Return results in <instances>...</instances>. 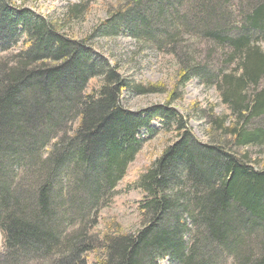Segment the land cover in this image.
<instances>
[{"label":"trees","instance_id":"trees-1","mask_svg":"<svg viewBox=\"0 0 264 264\" xmlns=\"http://www.w3.org/2000/svg\"><path fill=\"white\" fill-rule=\"evenodd\" d=\"M16 3L0 0V264H87L92 255L96 264H218L224 256L264 264V155L250 152L264 151V0H129L103 26L170 46L183 87L192 78L215 84L231 114L211 108L206 143L170 107L178 86L168 106L125 110L124 91L165 86L131 85L86 41L65 36L61 22ZM184 33L221 53L216 71L189 55ZM158 121L176 125L178 137L134 182L142 227L109 219L97 229L106 196L141 150V131Z\"/></svg>","mask_w":264,"mask_h":264},{"label":"rangeland","instance_id":"rangeland-1","mask_svg":"<svg viewBox=\"0 0 264 264\" xmlns=\"http://www.w3.org/2000/svg\"><path fill=\"white\" fill-rule=\"evenodd\" d=\"M18 6L31 10L49 22H61L62 32L69 39L77 42L86 41L95 55L118 68V74L131 85H162L167 93L142 95L137 91H124L121 105L125 110L142 113L150 108L168 106L169 93L177 87L176 100L171 108L187 121L189 131L201 142H208V116L211 108L217 115H230L229 108L222 102L215 84H209L198 78H192L186 86L179 84V66L176 58L170 53L171 47H161L152 42L138 40L127 33L107 35L103 26L107 24L109 15L124 6L129 0H15ZM80 8L79 14L71 21H64L70 9ZM184 48L191 57L200 63H209L210 69L216 71L222 63L221 53L210 54V44L195 35L185 34ZM1 53V49H0ZM219 63V64H218ZM233 67V66H232ZM231 67V68H232ZM101 80L90 85V93L96 91ZM76 122L71 127L76 128ZM143 144L135 161L128 169L126 179L106 196L102 208L94 218L97 229L104 228L109 219H115L127 231H138L142 227L140 204L144 200L143 193L134 183L141 169L151 168L158 162L165 149L178 137L177 127L172 129L163 126L162 121L152 125V131L142 130ZM252 158L264 155L262 149H251ZM17 184H20L17 183ZM26 191L31 186L24 185ZM5 251L4 232L0 230V254ZM87 264H96L94 256L87 257ZM223 258L218 264H234L230 257ZM22 264V263H21ZM27 264H38L35 260ZM160 264H173L168 258Z\"/></svg>","mask_w":264,"mask_h":264}]
</instances>
